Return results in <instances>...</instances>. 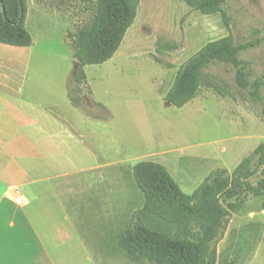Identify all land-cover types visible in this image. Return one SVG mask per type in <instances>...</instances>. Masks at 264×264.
<instances>
[{
  "label": "rangeland",
  "instance_id": "obj_1",
  "mask_svg": "<svg viewBox=\"0 0 264 264\" xmlns=\"http://www.w3.org/2000/svg\"><path fill=\"white\" fill-rule=\"evenodd\" d=\"M25 1L24 26L32 45L0 44V80L18 92L0 108L6 115H19L21 130L30 122L37 133V154L48 163L53 156L52 169L71 175L65 204L86 217L97 242L109 243L104 250L112 261H94L53 207L49 249L56 264H134L112 239L142 205L129 173L132 165H163L190 195L212 170L231 173L259 145L264 147L259 107L235 92L229 67L211 71L229 84L235 99L203 89L179 109L164 101L178 68L205 44L228 35L253 45L240 59L251 78L262 82L264 99V0H225L213 15L192 12L182 0H138L136 17L117 52L104 64L84 68L80 97L96 119L67 99L76 63L66 37L89 18L86 0ZM261 177L264 163L251 181ZM208 255L215 256V264H264V196H249L235 211L227 210Z\"/></svg>",
  "mask_w": 264,
  "mask_h": 264
},
{
  "label": "trees",
  "instance_id": "obj_2",
  "mask_svg": "<svg viewBox=\"0 0 264 264\" xmlns=\"http://www.w3.org/2000/svg\"><path fill=\"white\" fill-rule=\"evenodd\" d=\"M182 1L190 11L202 15L216 14L225 4V0ZM86 2L89 18L66 37L76 63L67 99L72 107L96 119L80 97L86 81L84 68L104 64L117 52L136 17L138 0ZM25 16V0H0V44L18 48L32 45L24 26ZM252 46L237 43L230 35L205 44L178 68L164 96L165 103L182 108L203 89L235 99L229 84L211 71L218 66L229 67L235 92L258 106L264 121L262 82L251 78L240 59L241 53ZM162 48L157 45L158 52ZM263 163L264 147L259 145L231 173L223 168L212 170L190 195L181 191L163 165L135 163L129 173L142 194V205L112 237L114 247L134 264H215V256L208 255V246L217 236L227 210L235 211L249 196H264V177L251 181Z\"/></svg>",
  "mask_w": 264,
  "mask_h": 264
},
{
  "label": "crops",
  "instance_id": "obj_3",
  "mask_svg": "<svg viewBox=\"0 0 264 264\" xmlns=\"http://www.w3.org/2000/svg\"><path fill=\"white\" fill-rule=\"evenodd\" d=\"M7 82L0 80V104L4 107L18 93L15 85ZM5 111L0 108V264H56L49 249V240L53 239L48 227L52 207L57 209L58 219L69 223L71 235L88 249L94 261H112L110 253L104 250L105 242H97V232L86 226V217L82 219L78 213L70 212L65 204L71 175H59L52 169L56 163L53 156V163H48L37 154V133L31 130L30 122L21 130L19 115H6ZM52 134L50 144L54 146ZM19 148L24 150L23 154ZM17 198L19 203H15ZM55 239L58 241L60 237Z\"/></svg>",
  "mask_w": 264,
  "mask_h": 264
},
{
  "label": "built area",
  "instance_id": "obj_4",
  "mask_svg": "<svg viewBox=\"0 0 264 264\" xmlns=\"http://www.w3.org/2000/svg\"><path fill=\"white\" fill-rule=\"evenodd\" d=\"M20 202V200L17 198V199H15V203H19Z\"/></svg>",
  "mask_w": 264,
  "mask_h": 264
},
{
  "label": "water",
  "instance_id": "obj_5",
  "mask_svg": "<svg viewBox=\"0 0 264 264\" xmlns=\"http://www.w3.org/2000/svg\"><path fill=\"white\" fill-rule=\"evenodd\" d=\"M1 11H2V9H1Z\"/></svg>",
  "mask_w": 264,
  "mask_h": 264
}]
</instances>
